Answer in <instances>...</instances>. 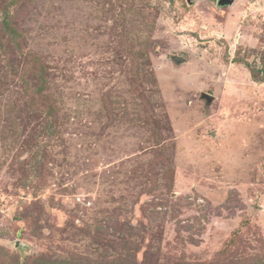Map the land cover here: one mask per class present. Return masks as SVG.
Wrapping results in <instances>:
<instances>
[{
	"label": "rangeland",
	"instance_id": "obj_1",
	"mask_svg": "<svg viewBox=\"0 0 264 264\" xmlns=\"http://www.w3.org/2000/svg\"><path fill=\"white\" fill-rule=\"evenodd\" d=\"M219 1L0 0V264H264V0Z\"/></svg>",
	"mask_w": 264,
	"mask_h": 264
},
{
	"label": "water",
	"instance_id": "obj_2",
	"mask_svg": "<svg viewBox=\"0 0 264 264\" xmlns=\"http://www.w3.org/2000/svg\"><path fill=\"white\" fill-rule=\"evenodd\" d=\"M188 1L191 2V0H188ZM234 3H235V0H220L219 6H221V7L232 6V5H234ZM175 60L176 61H183V59L179 58V57H175Z\"/></svg>",
	"mask_w": 264,
	"mask_h": 264
},
{
	"label": "trees",
	"instance_id": "obj_3",
	"mask_svg": "<svg viewBox=\"0 0 264 264\" xmlns=\"http://www.w3.org/2000/svg\"><path fill=\"white\" fill-rule=\"evenodd\" d=\"M247 64V63H246ZM248 67H250V65L248 64ZM263 70V72L262 73H264V69H262ZM251 74H252V77H253V79L256 81V76H255V71H254V69L253 70H251Z\"/></svg>",
	"mask_w": 264,
	"mask_h": 264
}]
</instances>
